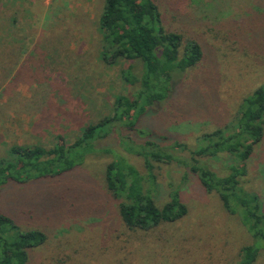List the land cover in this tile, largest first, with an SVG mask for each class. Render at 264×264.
<instances>
[{
  "label": "rangeland",
  "instance_id": "374dc122",
  "mask_svg": "<svg viewBox=\"0 0 264 264\" xmlns=\"http://www.w3.org/2000/svg\"><path fill=\"white\" fill-rule=\"evenodd\" d=\"M153 1L163 27L178 32L182 45L196 42L201 57L174 75L169 94L139 117L140 125L164 135L160 145L176 138L193 147L200 135L231 131L243 98L264 82V0ZM102 5L103 0H0V159L11 146L72 143L86 124L112 114L116 95L139 89L140 64L132 63L139 81L131 86L120 77L128 60L100 58ZM113 129L71 149L67 170L22 174L20 181L0 184V210L16 228L46 234L27 250L25 264H234L250 235L216 193L205 191L193 175L181 179L182 168L173 162L154 164L155 204L167 199L170 182L179 187L185 215L147 231L122 224L118 200L103 181L112 159L105 146L114 157L121 140L136 138L117 123ZM252 148L243 182L264 209V126ZM123 149L142 174V158ZM199 158L217 174L233 164L222 151ZM253 264H264V247Z\"/></svg>",
  "mask_w": 264,
  "mask_h": 264
},
{
  "label": "trees",
  "instance_id": "16d2710c",
  "mask_svg": "<svg viewBox=\"0 0 264 264\" xmlns=\"http://www.w3.org/2000/svg\"><path fill=\"white\" fill-rule=\"evenodd\" d=\"M97 28L101 40L100 58L107 63L117 59L129 61L120 72L126 84L132 86L139 81L132 63L141 65L144 75L139 89L116 95L112 114L86 124L72 143L51 148L11 146L8 157L0 159V184L7 180L20 181L23 175L49 176L67 170L71 166L68 157L71 149L107 137L117 123L121 130L130 131L136 139H141L138 142L126 138L120 144L140 156L143 167L141 174L120 153L126 152L125 149L121 148L113 157V150L105 146L112 159L105 165L103 181L106 190L118 200L117 213L122 224L129 230L147 231L161 222H171L185 215L187 210L179 187L170 182L166 185L167 199L160 206L155 204L153 193L157 192L158 185L154 164L170 161L182 168L181 179L195 176L205 191L216 193L225 210L237 215L251 242L239 248L234 264H253L264 247V209L258 196L246 189L243 177L247 174L246 160L252 147L263 135L264 82L243 98L231 131L223 133L217 129L200 135L193 147L176 138L160 145L159 141L166 137L144 129L138 119L169 94L176 73L200 59L199 45L194 41L182 45L178 32L166 30L153 0H103ZM220 151L233 161L223 174L215 173L199 158L201 154L214 156ZM45 239L44 231L17 229L13 220L0 210V264H25L27 250Z\"/></svg>",
  "mask_w": 264,
  "mask_h": 264
}]
</instances>
